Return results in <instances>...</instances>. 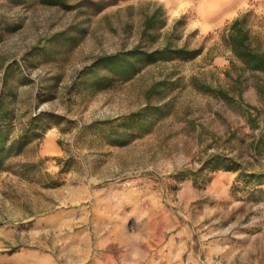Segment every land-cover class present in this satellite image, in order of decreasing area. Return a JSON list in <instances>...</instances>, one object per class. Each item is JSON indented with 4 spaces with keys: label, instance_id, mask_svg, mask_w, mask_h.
Returning a JSON list of instances; mask_svg holds the SVG:
<instances>
[{
    "label": "rangeland",
    "instance_id": "obj_1",
    "mask_svg": "<svg viewBox=\"0 0 264 264\" xmlns=\"http://www.w3.org/2000/svg\"><path fill=\"white\" fill-rule=\"evenodd\" d=\"M64 1L0 0V91L17 131L45 113L40 136L0 170V264H264V194L250 198L233 188L236 172L203 167L214 152L264 166V143L258 154L251 143L264 140V74L222 40L247 13L264 51V0ZM153 11L156 27L144 31ZM167 39L200 53L125 80L86 70ZM163 102L153 123L116 127L127 142L108 141V120Z\"/></svg>",
    "mask_w": 264,
    "mask_h": 264
},
{
    "label": "trees",
    "instance_id": "obj_2",
    "mask_svg": "<svg viewBox=\"0 0 264 264\" xmlns=\"http://www.w3.org/2000/svg\"><path fill=\"white\" fill-rule=\"evenodd\" d=\"M40 1L45 4L63 5L65 2L64 0ZM246 22L247 13L234 17L225 27V33L222 36L223 43L229 48L232 55L239 61L244 69L264 74V51H260L252 46L250 34L246 28ZM155 23L156 11H153L144 18L143 30L148 31L156 27ZM149 35L151 39H154V34L149 32ZM200 50L199 47L190 49L185 46H177L169 39L165 40L161 46L152 49H147L137 44L129 50L98 57L86 70L93 71L97 65H101L109 72L116 73L120 79L125 80L135 75L139 69L146 64L171 59L189 60L196 57L200 53ZM110 78L111 77H107L105 79L108 80ZM98 79L101 80L99 77ZM216 91L224 95L221 90ZM259 92L264 95V82L259 85ZM5 96L6 92L4 90L0 91V170L4 168L9 157L11 158L19 154L28 141L35 136H40L41 130L39 132V127L42 129L45 128V125L41 124V120L45 113L41 112L31 116L17 131L14 107L9 105L10 103L6 101ZM166 107V102L155 105L146 104L137 111L108 120L110 124L108 125L109 129L106 133L108 141L115 144L127 142L131 134L124 136L123 133L117 132L116 127L120 126L126 129H129L131 125L133 127H145L153 123ZM250 108L254 109L256 113L258 112L255 106H251ZM249 109L246 112V121L253 129V127L257 125L256 114H253ZM251 143L253 144L254 153H260L258 147L261 143H264L262 136L259 134ZM60 158L61 157H56L57 163L60 165L58 171L62 172L65 166L60 164ZM203 167H207L211 170L223 169L236 172L233 188L236 187L234 185H236L237 182H240L250 198L254 197L255 193L264 194V166H261L259 170H249L233 156L214 152L208 154ZM54 184H56V182L53 181L46 183L48 186Z\"/></svg>",
    "mask_w": 264,
    "mask_h": 264
}]
</instances>
